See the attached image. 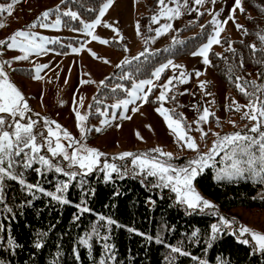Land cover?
Listing matches in <instances>:
<instances>
[{"label": "snow or ice", "instance_id": "obj_1", "mask_svg": "<svg viewBox=\"0 0 264 264\" xmlns=\"http://www.w3.org/2000/svg\"><path fill=\"white\" fill-rule=\"evenodd\" d=\"M17 0H12L8 5H0V11L6 10L8 13L13 11L12 5ZM158 9L151 16L153 24L158 23L161 18L165 20L159 23L158 27L152 28L149 26L148 31L154 32V36H148L144 43L148 44L156 37L168 32L173 28V21L184 14V12L194 11L198 16L202 15L201 8L206 3V0H156ZM215 4V0H211ZM64 0H61V4ZM113 4V0H103L99 4L98 9H92L95 13L94 18L84 20L80 17L77 11L71 8H65L61 11L60 6L55 9L49 8L42 11L35 19L24 29H17L13 31L5 39H0V53L6 49H17L20 55L12 56L9 60H0V210L3 213L13 214L15 206L11 205L6 196L5 182L6 180L15 181L21 187L22 191L27 194L19 202V206L31 205L33 200L37 198V194H43L50 198V202L54 201L58 205L71 204L73 201L68 199L67 193L69 192L70 185L78 181L81 198L75 207L78 213L82 215L85 212H92L87 201V195H95V190L86 187V177L93 173H101L104 182H111L114 179H124L132 175L141 178V183L150 189H169L174 194V201L178 205L184 206L189 211H209L212 215L217 216V221L209 225L208 230L204 233L207 236L206 243L211 246V241H215L219 234L224 232H232L236 235L238 240L242 243L248 244L250 241L243 238L244 234H250L251 240L254 241L253 251H260L264 253V232L255 231L247 225H240L235 227V220L220 214L217 211L216 205L213 201L205 198L194 186L193 181L203 172L206 167L211 165L216 168L215 179L217 181H234L240 178H258L264 182V84H258L256 81H249L241 76L235 77V87L248 97V103L245 105L238 104L234 99L232 100L233 106L239 111L242 107L247 109L243 112V117L252 121L251 128L247 127L242 131H233L229 134L221 135L215 133L216 139L211 143V147L206 152L199 151V144L195 138L190 135L192 124L197 125L196 130L200 132L201 139L206 138L207 133L203 128L199 127L201 123H207L210 116V109L204 107L202 112L194 104L193 108L197 110L198 119L193 121L192 124H184L183 113L173 114L171 110L164 106V101L168 99H175V96L169 95L170 89H174L173 81L177 83H184L189 79V73L184 70V66L176 64L172 59H167L152 67L150 74L143 79H134V73L124 72L121 80L128 79L131 81V87H125L123 83L116 84L112 88V93L115 94L117 90H123V98H118L114 103L104 105V101H97L98 105H104L103 108L96 106L95 111L102 117L99 120L101 126L109 124L111 121L119 118H130L126 116L129 110V105H132L131 111H137L136 104L146 103L149 101V94L154 89L159 88V93L156 95L155 100L159 106L155 111L159 113L165 120L167 127L172 131L174 136L181 142V147H186L189 150L196 152V155L187 160L183 165L174 163V154L170 151H164L160 146H156L143 153H133L131 151H122L112 156L111 161L108 159H101L108 154L100 151L96 147H91L84 143L87 138V133L90 129L84 123L87 121L90 112L82 113L74 109L76 117V126L79 129L80 138L73 136V134L65 127L60 125L56 120H51L48 117H43V123L40 128H37L38 121L31 118L28 100L25 98L23 92L16 86L9 77L7 67L11 66L13 61L28 60L33 54H45L54 49L46 47V45L59 41V37H49L42 35L39 32L33 31L36 26L44 29H60L62 26H68L69 21H78L80 27H73V31L84 33L86 36L91 37L92 40L100 41L107 44L106 39H102L96 35L94 30L98 24L105 23L102 17ZM239 9L244 11L242 0H234L233 7L229 13V18L234 19L233 13ZM211 14V20L207 21L211 27V32H206V39L202 42L196 51L191 54L193 56L199 55L203 58L204 64L211 63L209 59V52L212 46L221 43V32L224 30L222 25L227 24V19L220 20L219 11L213 9H206ZM55 14V19L51 20L50 17ZM67 17L68 20L63 19ZM2 26V25H0ZM107 27L112 28L111 24ZM239 29L242 27L236 24ZM203 30L204 24L200 25ZM116 33L115 39L122 40L118 28H113ZM179 31V29H176ZM137 35H141L140 24H136ZM245 34L247 30L245 29ZM261 45H264V34L257 33ZM173 42L176 43V38L173 37ZM243 43V42H241ZM85 44L83 40L79 47H71L72 52L77 53ZM228 50L235 53L232 48V42H227ZM253 55L259 50L264 54V47L257 48L256 44L248 46ZM93 57L103 59L105 63L110 61L107 58L98 57L97 54L89 49ZM125 51H128L125 47ZM152 51H159L153 49ZM149 52L148 47H144L143 51L137 53L133 57H125L120 61L122 65H128L137 59L143 57L148 59L146 54ZM221 56V53H215ZM264 64V59L258 61ZM239 67H243V59L239 61ZM47 64L39 62L33 65L34 78L41 79L42 69L47 68ZM143 65H136L135 73L142 72ZM171 68L174 72L178 71V75L168 76L163 83H154L161 80L162 74L166 69ZM197 70L195 75L200 76ZM107 79V78H106ZM82 84L95 83L92 80H81ZM200 86H205V81H200ZM100 85L105 84V80L99 81ZM147 86V87H146ZM251 89V91H249ZM187 91V89H185ZM211 95L210 93H206ZM80 105H83V99L80 100ZM90 108L92 105L89 106ZM111 109V111L109 110ZM120 109L119 112L116 110ZM37 117L39 113L35 114ZM235 125V121H230ZM217 124L219 119L217 118ZM54 126V127H53ZM119 127V125H117ZM149 127H151L149 125ZM101 127H96L95 131L100 132ZM252 134H249V133ZM139 137V133H137ZM143 139V137H139ZM66 142V143H65ZM42 149L45 150L42 152ZM223 152V156L219 160L220 167H217V161L214 159L219 153ZM125 158H131L127 161ZM38 165V166H37ZM34 169L37 175L44 173L59 174L54 187L49 190L41 186L39 183L29 182L26 179L25 172ZM62 176L63 178H59ZM113 195H118L114 192ZM147 202L150 206L155 205V201L148 197ZM80 215L74 214L73 220H79ZM113 226L121 227L122 225L114 219L111 215L97 214V222L91 225L90 230H86L78 237L77 246L73 248L75 258L79 260V247L86 248L89 255L92 253L93 241H100L103 246V253L98 260L93 261V264H116V245L111 242ZM127 227V226H125ZM4 225L0 224V229ZM168 228V225H163L161 231ZM128 231L136 233L145 237L147 241L155 240L156 243H164L159 234L153 236L140 231L135 227H128ZM47 232L41 230L37 232L33 239V245L36 249H42L46 243L44 237ZM187 239L190 242H199L201 239V229L194 228L188 235ZM7 247L10 250H15L18 247L17 241L11 235L7 237ZM167 248L169 254L165 257L166 264H176L178 256L191 257L196 264H209L206 259L192 255L191 252L186 250L184 241H178L176 244L168 243ZM59 251H57V256ZM52 264H56L54 260ZM216 264H230L222 257L216 258Z\"/></svg>", "mask_w": 264, "mask_h": 264}, {"label": "trees", "instance_id": "obj_2", "mask_svg": "<svg viewBox=\"0 0 264 264\" xmlns=\"http://www.w3.org/2000/svg\"><path fill=\"white\" fill-rule=\"evenodd\" d=\"M103 0H72L67 1L68 5L86 20L94 18L92 9H98ZM244 12L251 16L244 17L241 29L242 38L234 41L232 53L228 50L227 40H223L224 50L221 56L209 53L210 67L218 79L230 90L237 93L244 103H248V97L235 87V77L241 76L249 81H256L264 84V64L258 63L264 59V54L259 50L253 55L248 47L256 44L257 48L264 47L258 39L257 33H264V0H244ZM202 21L200 18L196 25ZM150 23V16H141L139 20L140 29L145 32V26ZM80 27L79 22L71 24ZM69 26V25H68ZM195 26L184 28L187 32ZM245 29L247 34H245ZM181 32V33H182ZM206 32H211L210 25L198 33L186 37L181 43L175 44L166 50L146 54L143 57L128 65H122L120 69L105 80L103 87L97 92L98 100L105 102L113 99L123 98V90L112 93L116 84L123 83L125 87L131 86L128 79L121 80L124 72L134 73V79L146 78L153 66L167 59L179 60L190 55L205 41ZM243 42V43H241ZM53 49L65 52L66 45H53ZM243 59V67H239V61ZM136 65H143L141 73H135ZM15 74L22 77H31L32 70L28 68H16ZM167 70L162 74L165 76ZM251 91V89H249ZM105 105V104H104ZM98 105L93 104L92 108ZM98 115L90 113V118H97ZM38 166V165H37ZM59 174L44 173L37 175L34 169L25 172L29 182L39 183L46 189L51 190ZM59 178H63L59 176ZM87 185L95 190V195H87L89 207L92 212L78 213L75 203L81 198V191L78 181L70 185L67 193L71 204L58 205L43 194H37L31 205L19 206V202L27 196L17 182L6 180V196L11 205L15 206L13 214L3 213L0 210V264H93L94 259L98 260L103 253V246L100 241H93L92 253L80 246L79 260L75 258L73 248L77 246L78 237L91 225L97 222V214L111 215L121 227L113 226L111 242L116 245V264H166L165 257L169 254L168 243L176 244L183 240L186 250L192 255L206 259L209 264H216V258L222 257L230 264H264V253L253 251V243L244 244L237 241L235 235L227 231L219 234L211 246L206 243L207 236L204 233L213 221L211 215L199 214L196 211H189L174 201V194L169 189H150L141 183L140 177H126L114 179L111 182H104L101 173L95 171L86 177ZM196 188L205 197L216 204L219 211H229L236 207L247 210L264 209V182L258 178H240L234 181H215L210 168L205 169L195 179ZM117 192L118 195H113ZM260 194H263L260 196ZM148 197L155 201L154 206L147 202ZM80 215L79 220H73V215ZM163 225L168 228L161 231ZM127 226V227H125ZM128 227H135L142 232L159 234L164 243L147 241L136 233L128 231ZM201 229L199 242H190L187 235L194 229ZM44 230L48 234L44 237L46 243L42 249H36L33 239L37 232ZM11 235L17 241L18 247L10 250L7 247V237ZM57 251L59 255L57 256ZM176 264H196L191 257L178 256Z\"/></svg>", "mask_w": 264, "mask_h": 264}, {"label": "rangeland", "instance_id": "obj_3", "mask_svg": "<svg viewBox=\"0 0 264 264\" xmlns=\"http://www.w3.org/2000/svg\"><path fill=\"white\" fill-rule=\"evenodd\" d=\"M72 0H64V3ZM192 0H189L191 3ZM12 0H0V5H8ZM61 4V0H17L12 5L13 11L8 13L6 10L0 11V39H5L13 31L17 29L26 28L36 16L42 11L56 6H60L61 11L69 8L68 5ZM234 0H215V4L211 0H206V3L201 8L202 15L198 16L194 11L184 12L182 16L174 19L172 22L173 28L168 32L156 37L155 40L149 41L145 44L144 41L148 36H154V32H149L148 28L151 26L153 29L158 27L159 23L165 22L163 18L153 24L150 23L145 26V32L140 29L141 35H137L136 24L139 22L141 16H152L157 11L158 5L156 0H113L102 21L111 24L113 27H107V24H98L94 30L96 35L108 41L107 44L100 41L92 40L91 37L86 36L84 33L73 31L75 27L71 24L78 21H69V26H62L60 29H44L36 26L33 31L39 32L42 35L49 37H59V41L46 45L52 48L53 45H66L67 51L60 52L53 50L45 54H33L28 60L13 61L11 66L7 67L12 82L23 92L25 98L28 100L32 112L31 118L38 121L37 128H40L43 117H48L51 120H56L60 125L67 128L73 136L80 138L79 129L76 126L75 111L79 110L82 113L93 111V115H98L97 118H90V115L84 123L90 129L87 133V138L84 143L91 147H96L100 151L107 153L106 157L101 159L111 158L114 154L122 151H131L133 153L147 152L156 146H160L164 151H170L174 154V163L183 165L187 160L193 158L196 152L189 150L186 147H181V142L174 136L172 131L167 127L164 118L155 111L159 106L155 97L159 93V88L153 90L149 94V101L146 103L136 104L137 111H131L132 105H129V110L126 116L130 118H117L107 125L101 126L99 120L102 119L95 109L89 106L97 101L96 94L103 87L99 84L100 80H106L114 75L120 67V61L125 57L136 56L138 52L143 51L144 47L149 48L147 54L156 53L161 50H166L173 47L175 44L181 43L186 37L194 35L199 32L201 24H208L207 21L211 20V14L206 9H213L219 11V19H227V24L222 25L223 31L221 32V43L212 46L210 52L221 53L224 50L223 40L239 41L242 38L241 28H237L236 24L243 26L244 17L251 16L248 12H241L239 9L233 13L234 19L229 18V13L233 7ZM244 8V0H242ZM74 11V10H73ZM81 17V16H80ZM82 18V17H81ZM202 18V21L196 25L197 21ZM51 20L55 19V14L50 17ZM63 19L68 20L67 17ZM84 19V18H82ZM86 20V19H84ZM195 26L187 32H182L184 28ZM212 26H210L211 29ZM78 28V27H77ZM113 28L120 30L122 40L115 39L116 33ZM179 29V31H176ZM182 32V33H181ZM264 34V33H263ZM173 37L176 38V43L173 42ZM83 40L85 46L79 52L74 53L71 47H79ZM127 47L128 51H125ZM53 49V48H52ZM91 49L98 57L107 58L109 63H105L103 59L93 57ZM158 49L159 51H152ZM209 52V53H210ZM17 49H6L0 53V60H9L12 56L20 55ZM47 64L48 67L42 69L40 75L41 79L34 78L35 63ZM176 64L184 66L187 71L189 79L184 83H177L174 89H170L169 95L175 96V99H168L164 101V106L172 111L173 114L183 113L184 124H192L193 121L198 119V113L193 105L195 104L202 112L204 107L210 109V116L207 123H201L199 127L203 128L207 133L206 138L201 139L200 132L196 130L197 125L192 124L190 135H192L196 142L199 144V151L206 152L215 137V133L219 132L221 135L229 134L233 131H244L247 127L251 128L252 121L243 117V112L247 109L241 108L239 111L233 106L232 100L234 99L238 104L245 105L237 93L230 90L223 82H221L215 73L212 71L209 64L203 63V58L199 55L193 56L192 54L173 61ZM16 68H28L32 70L31 77H22L14 73ZM167 72L164 77L161 76L159 82L163 83L164 80L171 75H178V71L174 72L173 69H166ZM201 74L199 77L195 75L196 71ZM81 80H92L95 83L82 84ZM200 81H205V86L201 88ZM131 87V86H130ZM129 87V88H130ZM147 87V86H146ZM187 89V91H185ZM206 93H210L208 95ZM83 99V105H80V100ZM116 99L105 102V105H111ZM103 108V107H102ZM111 111V109H109ZM117 112L120 109L116 110ZM39 113L37 117L35 114ZM217 118L219 124H217ZM230 121H235L233 125ZM119 125V127H117ZM149 125L151 127H149ZM54 127V126H53ZM101 127L100 132H96L95 128ZM143 137V139L139 138ZM249 134H252L251 132ZM66 143V142H65ZM45 150L42 149V152ZM223 156V152L219 153L214 159L217 161V167H220L219 160ZM130 161L131 158H125ZM210 168L213 172L215 181L216 168L211 165L205 169ZM204 169V170H205ZM127 177H138L129 175ZM126 178V177H125ZM119 179V178H117ZM194 186L195 180L193 181ZM197 189V188H196ZM197 191H199L197 189ZM202 195V194H201ZM263 194H260L262 196ZM204 196V195H203ZM205 197V196H204ZM207 198V197H205ZM209 199V198H207ZM210 200V199H209ZM215 204V203H214ZM216 205V204H215ZM182 206V205H181ZM184 207V206H182ZM217 207V206H216ZM217 211L230 219L235 220V227L240 225H247L255 231L264 232V209L262 210H247L241 207L233 208L229 211ZM199 214L212 215L209 211H199ZM232 234V232H228ZM233 235V234H232ZM236 237V235H235ZM245 239L251 240L250 234H244ZM237 239V237H236ZM237 241L241 242V240ZM249 242V243H250Z\"/></svg>", "mask_w": 264, "mask_h": 264}]
</instances>
